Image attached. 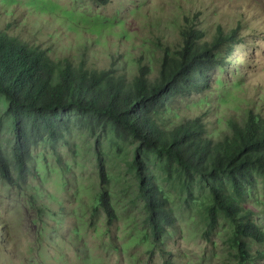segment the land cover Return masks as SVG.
Here are the masks:
<instances>
[{
	"label": "rangeland",
	"instance_id": "374dc122",
	"mask_svg": "<svg viewBox=\"0 0 264 264\" xmlns=\"http://www.w3.org/2000/svg\"><path fill=\"white\" fill-rule=\"evenodd\" d=\"M189 25L207 40L217 27L238 35L218 73L222 83L204 101L178 99L177 120L200 115L216 139L230 121L242 123L247 110L264 117V0H0V31L7 36L41 49L57 65L113 69L130 79L147 66L154 80L163 48L179 46ZM96 139L116 215L110 222L96 205ZM0 141L11 160L14 133L1 99ZM134 143L111 131L95 136L73 128L64 139L46 137L33 148L26 179L11 185L0 175V264H237L230 220L217 212L207 232L214 223L208 187L197 179L187 201L180 179H167L158 166L153 174L179 218L177 231L151 250L143 238L152 236L138 194Z\"/></svg>",
	"mask_w": 264,
	"mask_h": 264
},
{
	"label": "trees",
	"instance_id": "16d2710c",
	"mask_svg": "<svg viewBox=\"0 0 264 264\" xmlns=\"http://www.w3.org/2000/svg\"><path fill=\"white\" fill-rule=\"evenodd\" d=\"M237 35L236 29L217 27L207 40L191 25L181 29V43L163 48L158 75L151 80L147 66L130 79L113 69L57 65L41 49L0 31V99L14 133L11 160L0 141L1 177L11 185L26 179L33 148L46 137L54 143L73 128L95 136L111 131L135 142L133 167L152 236L143 238L151 250L177 231L179 218L153 174L158 166L167 179H180L187 201L197 179L208 187L209 220L221 212L232 223L228 242L237 251V264L264 263V117L247 110L242 123L230 121L216 139L200 115L177 120L178 99L197 95L204 101L213 84L222 83L218 73ZM95 151L101 186L96 205L110 222L116 215L99 139Z\"/></svg>",
	"mask_w": 264,
	"mask_h": 264
}]
</instances>
